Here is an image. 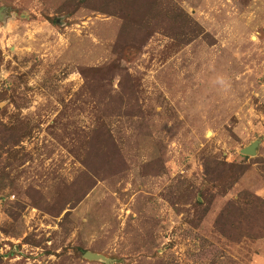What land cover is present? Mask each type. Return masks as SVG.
I'll return each instance as SVG.
<instances>
[{
  "label": "rangeland",
  "instance_id": "rangeland-1",
  "mask_svg": "<svg viewBox=\"0 0 264 264\" xmlns=\"http://www.w3.org/2000/svg\"><path fill=\"white\" fill-rule=\"evenodd\" d=\"M0 264H264V0H0Z\"/></svg>",
  "mask_w": 264,
  "mask_h": 264
},
{
  "label": "water",
  "instance_id": "water-1",
  "mask_svg": "<svg viewBox=\"0 0 264 264\" xmlns=\"http://www.w3.org/2000/svg\"><path fill=\"white\" fill-rule=\"evenodd\" d=\"M242 153L243 154H246V155H254V153H255V151H254V145L243 149L242 150ZM85 256L87 258H89V259H99V258L103 259L102 257L96 256V255H92L90 253H87Z\"/></svg>",
  "mask_w": 264,
  "mask_h": 264
},
{
  "label": "clouds",
  "instance_id": "clouds-1",
  "mask_svg": "<svg viewBox=\"0 0 264 264\" xmlns=\"http://www.w3.org/2000/svg\"><path fill=\"white\" fill-rule=\"evenodd\" d=\"M221 83H223V81H220Z\"/></svg>",
  "mask_w": 264,
  "mask_h": 264
}]
</instances>
